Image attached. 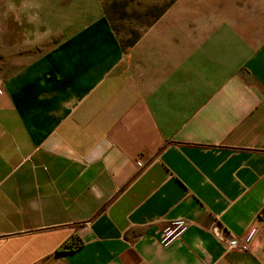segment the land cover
Wrapping results in <instances>:
<instances>
[{"label":"crops","instance_id":"obj_1","mask_svg":"<svg viewBox=\"0 0 264 264\" xmlns=\"http://www.w3.org/2000/svg\"><path fill=\"white\" fill-rule=\"evenodd\" d=\"M0 264H264V0H0Z\"/></svg>","mask_w":264,"mask_h":264},{"label":"rangeland","instance_id":"obj_2","mask_svg":"<svg viewBox=\"0 0 264 264\" xmlns=\"http://www.w3.org/2000/svg\"><path fill=\"white\" fill-rule=\"evenodd\" d=\"M181 0H99L124 48L165 17ZM189 1V0H185ZM201 0H190V4ZM177 8V7H176Z\"/></svg>","mask_w":264,"mask_h":264},{"label":"built area","instance_id":"obj_3","mask_svg":"<svg viewBox=\"0 0 264 264\" xmlns=\"http://www.w3.org/2000/svg\"><path fill=\"white\" fill-rule=\"evenodd\" d=\"M255 235V230H252L249 235L242 239H232L228 242V247L230 250H235L239 252H249L251 250V242Z\"/></svg>","mask_w":264,"mask_h":264},{"label":"trees","instance_id":"obj_4","mask_svg":"<svg viewBox=\"0 0 264 264\" xmlns=\"http://www.w3.org/2000/svg\"><path fill=\"white\" fill-rule=\"evenodd\" d=\"M136 43V41H132L129 43L128 47H132L134 44ZM81 248V245L76 243V240H72L68 243H65L59 250V254H65V253H69V252H74L77 251L78 249Z\"/></svg>","mask_w":264,"mask_h":264}]
</instances>
